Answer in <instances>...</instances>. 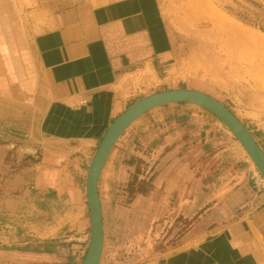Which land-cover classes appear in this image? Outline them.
Returning <instances> with one entry per match:
<instances>
[{
	"label": "crops",
	"instance_id": "obj_1",
	"mask_svg": "<svg viewBox=\"0 0 264 264\" xmlns=\"http://www.w3.org/2000/svg\"><path fill=\"white\" fill-rule=\"evenodd\" d=\"M122 3L65 12L38 39L51 100L41 132L24 147L34 152L0 145V264H81L85 256L88 165L109 124L133 104L123 106V92L116 88L120 74L142 61L162 66L172 58L161 34L124 21ZM191 107L153 109L114 145L98 183L102 254L118 247L105 244L106 236L116 228L115 218L129 216L133 208L124 204L125 185L145 180L133 199L145 217L144 231L152 221L177 218L180 208L189 218L211 204L166 254L155 252L133 264H264V184L242 151L221 142L219 131L206 129L203 115ZM208 154L220 161H208Z\"/></svg>",
	"mask_w": 264,
	"mask_h": 264
},
{
	"label": "rangeland",
	"instance_id": "obj_2",
	"mask_svg": "<svg viewBox=\"0 0 264 264\" xmlns=\"http://www.w3.org/2000/svg\"><path fill=\"white\" fill-rule=\"evenodd\" d=\"M108 2H123L124 21L147 33L161 34L172 54L162 66L142 61L131 65V72L120 74L116 88L123 92L124 107L165 90H198L223 103L264 152V0H0V145L30 147L29 136L42 130L52 87L40 71L38 39L59 25L63 13ZM178 43L184 44V54L176 52ZM191 108L203 115L206 129L219 131L216 135L221 142L224 139L242 151L264 184L231 132L210 113ZM199 128L196 126V134ZM213 155L205 158L218 163L220 159ZM10 161L14 159L10 157ZM143 181L128 180L125 185L124 204L133 208L129 216L115 218L118 224L108 231L105 244L114 241L118 247L106 249L99 264H133V259L138 263L155 252L166 254L211 204L189 218L181 215L180 208L177 218L152 221L144 231L145 217H139L141 207L133 202Z\"/></svg>",
	"mask_w": 264,
	"mask_h": 264
},
{
	"label": "water",
	"instance_id": "obj_3",
	"mask_svg": "<svg viewBox=\"0 0 264 264\" xmlns=\"http://www.w3.org/2000/svg\"><path fill=\"white\" fill-rule=\"evenodd\" d=\"M170 104L195 106L213 115L231 132L264 180L263 150L246 126L216 98L193 89H171L146 96L131 104L109 124L88 165L85 191L90 216V239L81 264H99L102 257L104 228L98 183L110 152L121 135L137 119L153 109ZM19 150L34 152L29 148Z\"/></svg>",
	"mask_w": 264,
	"mask_h": 264
},
{
	"label": "bare ground",
	"instance_id": "obj_4",
	"mask_svg": "<svg viewBox=\"0 0 264 264\" xmlns=\"http://www.w3.org/2000/svg\"><path fill=\"white\" fill-rule=\"evenodd\" d=\"M225 23L226 22H224L223 23V25H225ZM228 23V22H227ZM226 23V24H227ZM228 25V24H227ZM172 41H173V43H174V41H175V38L174 37H172ZM176 43V42H175ZM175 48H176V52L178 53V54H184L185 53V48H184V44L183 43H178V44H175Z\"/></svg>",
	"mask_w": 264,
	"mask_h": 264
},
{
	"label": "trees",
	"instance_id": "obj_5",
	"mask_svg": "<svg viewBox=\"0 0 264 264\" xmlns=\"http://www.w3.org/2000/svg\"><path fill=\"white\" fill-rule=\"evenodd\" d=\"M136 192L140 193V192H142V189L140 188ZM132 194H133V191H132Z\"/></svg>",
	"mask_w": 264,
	"mask_h": 264
}]
</instances>
